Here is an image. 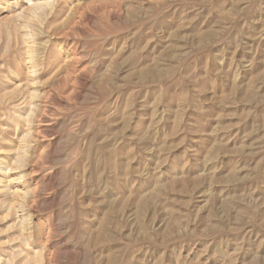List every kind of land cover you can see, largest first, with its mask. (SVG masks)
<instances>
[{"label": "rangeland", "instance_id": "1", "mask_svg": "<svg viewBox=\"0 0 264 264\" xmlns=\"http://www.w3.org/2000/svg\"><path fill=\"white\" fill-rule=\"evenodd\" d=\"M0 264H264V0H0Z\"/></svg>", "mask_w": 264, "mask_h": 264}]
</instances>
